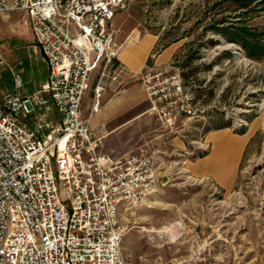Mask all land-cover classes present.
Here are the masks:
<instances>
[{"label":"rangeland","instance_id":"obj_1","mask_svg":"<svg viewBox=\"0 0 264 264\" xmlns=\"http://www.w3.org/2000/svg\"><path fill=\"white\" fill-rule=\"evenodd\" d=\"M114 23L118 46L150 33L175 48L167 69L194 110L163 128L140 103L107 145L153 157L158 177L121 212L126 264H264V0H127ZM213 145L228 164L244 147L230 187L196 171Z\"/></svg>","mask_w":264,"mask_h":264},{"label":"built area","instance_id":"obj_2","mask_svg":"<svg viewBox=\"0 0 264 264\" xmlns=\"http://www.w3.org/2000/svg\"><path fill=\"white\" fill-rule=\"evenodd\" d=\"M126 1L0 0V14H28L49 68L39 90L0 103V264H126L121 212L154 193L155 162L100 155L81 113L92 78L95 113L105 87L127 74L114 23ZM137 80L163 128L193 114L178 71L149 68ZM13 83L23 85L19 75Z\"/></svg>","mask_w":264,"mask_h":264},{"label":"crops","instance_id":"obj_3","mask_svg":"<svg viewBox=\"0 0 264 264\" xmlns=\"http://www.w3.org/2000/svg\"><path fill=\"white\" fill-rule=\"evenodd\" d=\"M120 46L119 61L127 69V74L122 75L118 83H109L105 87L97 112H91L94 78L91 79L81 103L83 117L89 118L90 129L100 137L98 152L110 161L125 158V155H116L114 148L107 147L128 123L127 120H119L125 118L133 106L147 101L137 79L149 68L170 67L167 63L175 51L172 46L161 50L159 37L150 33H134L132 40L129 38ZM15 75H19L23 82L17 91L14 90L13 83ZM48 77L49 68L35 44L28 14L25 11L0 14V103L12 93L24 97L36 92ZM145 113H150L149 108L140 115ZM48 116L54 122L59 121V115L53 106ZM210 140L213 142L217 139L212 137ZM243 149V146L233 148L234 158L228 164L224 155L227 151L213 145L211 151L199 160L196 171L201 169L204 175L212 176L219 185L230 187L235 180ZM211 157L214 160H209Z\"/></svg>","mask_w":264,"mask_h":264},{"label":"bare ground","instance_id":"obj_4","mask_svg":"<svg viewBox=\"0 0 264 264\" xmlns=\"http://www.w3.org/2000/svg\"><path fill=\"white\" fill-rule=\"evenodd\" d=\"M229 46V49L232 48V49H236V47H234L233 45H228Z\"/></svg>","mask_w":264,"mask_h":264},{"label":"trees","instance_id":"obj_5","mask_svg":"<svg viewBox=\"0 0 264 264\" xmlns=\"http://www.w3.org/2000/svg\"><path fill=\"white\" fill-rule=\"evenodd\" d=\"M255 47H256L257 49H260L259 46H255ZM250 56H251V55H250ZM226 127H227V126H226ZM221 128H223V127H221Z\"/></svg>","mask_w":264,"mask_h":264}]
</instances>
